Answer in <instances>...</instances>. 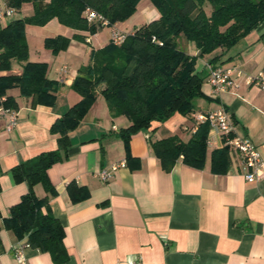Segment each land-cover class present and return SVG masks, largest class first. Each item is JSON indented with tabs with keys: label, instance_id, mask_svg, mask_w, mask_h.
Here are the masks:
<instances>
[{
	"label": "crops",
	"instance_id": "1",
	"mask_svg": "<svg viewBox=\"0 0 264 264\" xmlns=\"http://www.w3.org/2000/svg\"><path fill=\"white\" fill-rule=\"evenodd\" d=\"M15 13L17 19L28 17L33 14V6L25 4ZM158 17L152 4L143 2L128 20L114 26L129 35ZM110 31L101 28L91 35L63 27L56 19L43 27H25L29 61L46 63L47 78L59 86L52 107L32 106L17 88L6 93L16 103L13 110L18 125L7 133L5 121L0 120L2 219L28 190L25 183L14 182L10 170L56 149L57 137L50 134V127L80 100L71 84L78 69L89 64L90 52L110 43ZM59 35L71 42L65 51L53 55L44 48V41ZM177 45L189 56L198 54L194 45L182 37ZM197 61L201 63L196 70L204 76V97L194 101L193 113H175L167 121L153 123L150 129L134 134L129 154L117 136L129 122L123 116L111 117L101 95L69 133L67 159L48 170L55 195L49 196L41 185L33 188L36 197L49 198L51 213L64 229L67 260L61 264H264V181L245 182L233 152L228 172L212 173L210 155L220 149L217 142L207 148L202 169L189 167L180 158L170 172L162 170L150 146L151 142L172 136L185 143L192 135L195 117L224 110L232 119L234 136L250 139L264 160V92L247 87L238 78L236 88L214 96L206 83L210 66L235 69L242 76L264 69V23L233 47ZM20 72L21 64L17 62L0 76ZM120 163L125 167L107 182L98 179L100 171ZM71 182L88 190V197L72 202L67 192ZM2 219L0 264H18L13 249L25 239L18 240L5 230ZM23 255L28 264H54L48 253L30 247L23 250Z\"/></svg>",
	"mask_w": 264,
	"mask_h": 264
},
{
	"label": "trees",
	"instance_id": "2",
	"mask_svg": "<svg viewBox=\"0 0 264 264\" xmlns=\"http://www.w3.org/2000/svg\"><path fill=\"white\" fill-rule=\"evenodd\" d=\"M7 6L19 11L31 4L33 14L0 24V72H8L11 62L21 64L19 75L0 76V97L17 88L31 105L52 107L56 100L57 82L47 78L46 63L29 61L25 38L27 25L43 27L56 19L68 29L95 34L100 26L89 24L87 9L102 15L113 26L128 20L137 10L140 0H5ZM159 17L126 36L120 46L111 42L90 52L89 64L80 67L71 84L80 100L50 127L56 135L57 147L42 152L10 170L15 183H25L27 192L9 209L2 219L3 228L32 249L48 253L54 264L67 260L63 245L64 229L52 215L49 198H38L34 186L41 185L49 196L55 190L48 170L67 159L69 133L74 131L101 95L111 117H125L129 125L117 136L129 154L131 136L150 129L153 123H163L173 114L188 116L194 111V101L203 98L204 76L196 70L197 59L217 50L229 49L264 23V0H149ZM210 7V8H208ZM182 37L192 43L197 56H189L177 45ZM82 40L81 37H75ZM71 39L56 36L44 41V48L53 55L65 51ZM214 60V59H213ZM212 60V61H213ZM211 61V63H213ZM5 108L16 109L11 97ZM207 122L200 124L187 142L172 136L151 142L150 146L163 171L170 172L181 158L192 168L202 169L206 161ZM231 152L227 146L210 155V169L215 174L229 170ZM72 202L89 195L75 182L67 185ZM0 225V230H1Z\"/></svg>",
	"mask_w": 264,
	"mask_h": 264
},
{
	"label": "built area",
	"instance_id": "3",
	"mask_svg": "<svg viewBox=\"0 0 264 264\" xmlns=\"http://www.w3.org/2000/svg\"><path fill=\"white\" fill-rule=\"evenodd\" d=\"M13 14H15V10L7 6L5 0H0V19L11 17ZM84 15L89 24H95L101 28H110V42L112 44L120 46L124 42L127 34L117 29L114 25L110 26L102 15L89 9L85 11ZM238 78H241L247 87H254L264 92V69L254 75L242 76L241 72L235 69L210 66L208 68L206 83L212 88V94L219 96L232 88H236V79ZM4 101L5 97H0V120L5 121L4 130L10 133L17 128L18 115L15 110L5 108L3 106ZM205 122L209 124V132L206 138L207 148H210L216 142L220 148L227 146L230 152L236 154L241 176L245 182L257 183L264 181V160L250 139L234 136L233 122L230 115L224 110L200 114L195 117L194 126L191 130L192 134L195 133L200 124ZM124 167L125 164L120 163L119 165L102 170L98 173V179L102 182H107L114 172ZM28 247L25 242H19L14 246L13 256L18 264H28L23 255V250Z\"/></svg>",
	"mask_w": 264,
	"mask_h": 264
},
{
	"label": "rangeland",
	"instance_id": "4",
	"mask_svg": "<svg viewBox=\"0 0 264 264\" xmlns=\"http://www.w3.org/2000/svg\"><path fill=\"white\" fill-rule=\"evenodd\" d=\"M140 2L141 3H143V2H149V0H140ZM139 2V5L138 6H140L141 5V3ZM208 8H210V7H208ZM140 9L138 8V11H139ZM137 16V15H136ZM19 17V15L18 14H13L11 17H5V18H2V19H0V24L1 25H6L7 23H9L11 20H15V19H17ZM30 26H32V25H30ZM106 30V29H105ZM105 32H107V30L105 31ZM27 33V32H26ZM29 35V34H28ZM188 44H190V45H192L193 46V44L192 43H188ZM201 62L200 61H196V65L197 66H199V64H200ZM15 64H17V61H12L11 62V69L13 68V66L15 65ZM10 69V70H11ZM103 98V97H102Z\"/></svg>",
	"mask_w": 264,
	"mask_h": 264
}]
</instances>
